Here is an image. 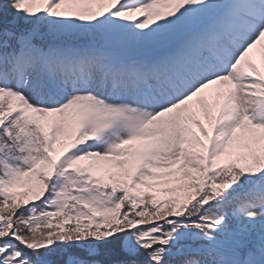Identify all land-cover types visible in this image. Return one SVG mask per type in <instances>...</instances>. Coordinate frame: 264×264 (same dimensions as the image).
<instances>
[{"label":"snow or ice","instance_id":"1","mask_svg":"<svg viewBox=\"0 0 264 264\" xmlns=\"http://www.w3.org/2000/svg\"><path fill=\"white\" fill-rule=\"evenodd\" d=\"M0 264H264V0H0Z\"/></svg>","mask_w":264,"mask_h":264}]
</instances>
